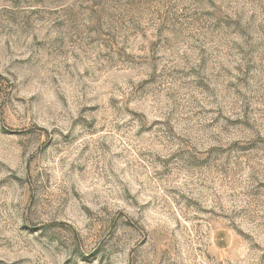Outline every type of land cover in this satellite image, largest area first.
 Instances as JSON below:
<instances>
[{
  "label": "rangeland",
  "instance_id": "rangeland-1",
  "mask_svg": "<svg viewBox=\"0 0 264 264\" xmlns=\"http://www.w3.org/2000/svg\"><path fill=\"white\" fill-rule=\"evenodd\" d=\"M0 264H264V0H0Z\"/></svg>",
  "mask_w": 264,
  "mask_h": 264
}]
</instances>
